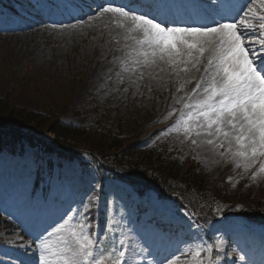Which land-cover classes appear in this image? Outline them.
Instances as JSON below:
<instances>
[{
  "label": "rangeland",
  "instance_id": "rangeland-1",
  "mask_svg": "<svg viewBox=\"0 0 264 264\" xmlns=\"http://www.w3.org/2000/svg\"><path fill=\"white\" fill-rule=\"evenodd\" d=\"M223 1L221 6L228 8L242 3L0 0V100L68 124L100 125L113 136L121 133L126 146L141 142L137 151H123L124 145L103 155L81 148L72 159L27 141L16 143L13 152L0 150V264H40L41 255L55 261L54 254L42 252L41 239L53 246V253H63L68 238L64 233L49 237L48 232L69 215L72 223L85 218L96 241L94 254L102 249L116 260L124 252L123 264H196L195 251L202 264H264V225L245 215L248 202L256 201L264 210V172L252 178L259 165L245 171L230 154L220 155L226 147L199 143L203 137L195 136L198 144L193 145L182 132L168 131L180 117V97L204 74L208 55L199 72L189 66L177 75L163 64L126 72L122 61L132 65L129 46L134 42L124 39V29L111 14L97 15L112 4L169 23L197 17L208 23L224 15ZM194 23L190 25L198 26ZM173 109L177 111L170 116ZM42 137L51 141L53 135ZM149 154L154 158H146ZM119 165L145 167L153 176L169 170L172 182H182L190 170L202 172V197L214 217L200 222L186 204L157 188L140 195L114 176L112 168Z\"/></svg>",
  "mask_w": 264,
  "mask_h": 264
},
{
  "label": "snow or ice",
  "instance_id": "snow-or-ice-1",
  "mask_svg": "<svg viewBox=\"0 0 264 264\" xmlns=\"http://www.w3.org/2000/svg\"><path fill=\"white\" fill-rule=\"evenodd\" d=\"M233 11L235 16H222L199 26L169 23L112 4L103 6L97 15L111 14L116 25L124 29V39L134 42L129 46L132 65L122 61L126 72L159 64L171 67L177 75L187 73L189 66L199 72L208 53L204 74L191 92L180 97V117L168 131L182 132L193 145L198 144L195 136L203 137L199 143L226 147L220 155L230 154L237 167L242 164L245 171L259 165L258 171L252 173L255 179L264 172V0H245ZM183 88L181 84L179 90ZM176 111L173 109L169 115ZM83 207L87 211V205ZM73 219L67 216L53 232H48L49 237L64 233L68 238L63 253H53V246L41 239L42 252L54 254L56 260L41 255L40 264H123L124 252H119L116 260L102 249L94 254L96 241L86 230L85 218L82 215L77 223H72ZM208 251H212L211 247ZM199 256V251L193 253L196 264H202Z\"/></svg>",
  "mask_w": 264,
  "mask_h": 264
},
{
  "label": "trees",
  "instance_id": "trees-1",
  "mask_svg": "<svg viewBox=\"0 0 264 264\" xmlns=\"http://www.w3.org/2000/svg\"><path fill=\"white\" fill-rule=\"evenodd\" d=\"M22 127L32 130L25 133L21 130ZM47 132L53 135L51 141L42 137ZM120 134L113 136L112 130L101 128L100 125L68 124L55 115L29 111L26 108H12L8 102L0 100V150L9 149L13 152L16 150V143L27 141L32 145L41 144L48 153L67 159L74 158L81 148H89L94 154L103 155L126 146L125 140L119 139ZM140 143L127 144L123 151L127 149L137 151ZM146 158H154V156L149 154ZM119 166V169L112 168L114 176L126 181L140 195L146 194L149 188H157L161 194L170 196L179 204H186L199 217L198 219L202 220L200 222L207 223L208 217H214L213 208L202 197L204 190L202 172L190 170L186 173L185 180L172 182L170 181L172 172L169 170H167L169 173L162 170V174L153 176L145 167ZM245 215L249 221L264 225V210L256 201L247 203Z\"/></svg>",
  "mask_w": 264,
  "mask_h": 264
},
{
  "label": "bare ground",
  "instance_id": "bare-ground-1",
  "mask_svg": "<svg viewBox=\"0 0 264 264\" xmlns=\"http://www.w3.org/2000/svg\"><path fill=\"white\" fill-rule=\"evenodd\" d=\"M226 1H231V0H226ZM240 1H242V3H243L244 0H240ZM223 3H224V1L221 2V3L219 4V6L224 5ZM233 9H234L233 7H229V8H228V7L226 6V8L223 10V11H224V15H222V16H235L236 13L233 11ZM218 11H219V10H218ZM220 11H221V10H220ZM223 11H222V12H223ZM213 15H215V14H213ZM222 16L218 17V19H215V20H220ZM197 18H198V19H197ZM197 18H196L194 21H193V20H192V21L189 20L187 23H181V24H186V25L188 24V25H190V24H192V22H195L194 24H197V25L199 26V25H203V24H210V23L213 21V20H210L208 23H202V22H206L207 18L205 17L206 20H203L202 18H199V17H197ZM205 18H204V19H205ZM200 22H201V23H200ZM206 54L208 55V53H205V55H206Z\"/></svg>",
  "mask_w": 264,
  "mask_h": 264
}]
</instances>
